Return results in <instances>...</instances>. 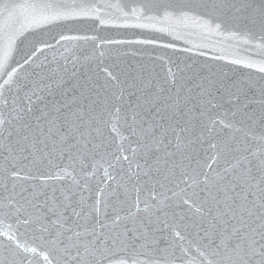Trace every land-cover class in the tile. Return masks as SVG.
Here are the masks:
<instances>
[{
  "label": "snow or ice",
  "instance_id": "6c2138e0",
  "mask_svg": "<svg viewBox=\"0 0 264 264\" xmlns=\"http://www.w3.org/2000/svg\"><path fill=\"white\" fill-rule=\"evenodd\" d=\"M193 26L259 58L100 35ZM0 264H264V0H0Z\"/></svg>",
  "mask_w": 264,
  "mask_h": 264
},
{
  "label": "water",
  "instance_id": "95a60500",
  "mask_svg": "<svg viewBox=\"0 0 264 264\" xmlns=\"http://www.w3.org/2000/svg\"><path fill=\"white\" fill-rule=\"evenodd\" d=\"M91 21H74L67 24H58L47 27H42L38 30L26 31L20 39L17 41V51L14 58L10 61L11 67H19L17 61L22 63L21 57L24 52L27 51L31 42H34L40 38L51 39L53 36H58L61 32L67 33L69 29H73L71 34H88L92 33ZM100 35L105 37H111L124 41H132L131 44L120 45L116 47H122L126 49H144L148 52L159 53L167 51L171 54L170 49H162L154 47L152 45H143L135 43L140 40H154L159 43H171L176 45L178 49H183L185 47H191L193 45H205L203 51H205L206 56L200 57L199 59L204 60L211 56L223 55L228 59L231 58H244L251 57L253 59L259 58L257 56L258 50L253 47L252 44H244V37L241 36L239 40L232 39L229 37L228 32H224L222 35H207L196 27H189L182 29L181 38L177 39L175 35H168L166 33H159L155 31L140 30V29H115L107 28L102 29ZM191 53H185L178 51L173 55V59L179 57L181 60H186ZM134 57H120L118 60L114 59L112 62H124L127 60L131 63ZM218 67L224 68L225 71H231L235 75H243L249 72V69H245L240 65H232L227 62V60L214 61ZM21 72L24 69H20ZM7 77H5L6 79Z\"/></svg>",
  "mask_w": 264,
  "mask_h": 264
}]
</instances>
